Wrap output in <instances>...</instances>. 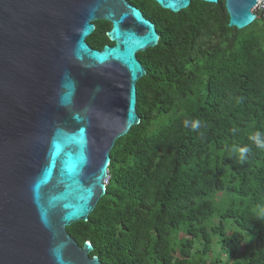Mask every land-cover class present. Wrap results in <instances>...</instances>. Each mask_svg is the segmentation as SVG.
I'll use <instances>...</instances> for the list:
<instances>
[{
  "label": "trees",
  "instance_id": "1",
  "mask_svg": "<svg viewBox=\"0 0 264 264\" xmlns=\"http://www.w3.org/2000/svg\"><path fill=\"white\" fill-rule=\"evenodd\" d=\"M128 1L159 34L138 54L140 122L111 151L105 195L68 233L103 264H264V9L240 30L225 0L178 13ZM95 26L87 43L114 45L112 24ZM215 237L222 254L209 259Z\"/></svg>",
  "mask_w": 264,
  "mask_h": 264
},
{
  "label": "water",
  "instance_id": "2",
  "mask_svg": "<svg viewBox=\"0 0 264 264\" xmlns=\"http://www.w3.org/2000/svg\"><path fill=\"white\" fill-rule=\"evenodd\" d=\"M259 1L225 0L229 26L253 24ZM101 20L114 45L98 50ZM158 37L128 0H0V264H103L67 228L88 221L112 149L140 122L138 54Z\"/></svg>",
  "mask_w": 264,
  "mask_h": 264
},
{
  "label": "rangeland",
  "instance_id": "3",
  "mask_svg": "<svg viewBox=\"0 0 264 264\" xmlns=\"http://www.w3.org/2000/svg\"><path fill=\"white\" fill-rule=\"evenodd\" d=\"M258 10H259V8H258ZM255 12H256V10H255ZM228 228L231 229L230 226H228ZM221 251H222L221 250V245H220V243L218 241V238L215 237L214 240H213V248H212V251L209 252L208 258L209 259L216 258V256H219V255L222 254ZM222 259H223L224 263L227 261V257L225 255H222Z\"/></svg>",
  "mask_w": 264,
  "mask_h": 264
},
{
  "label": "built area",
  "instance_id": "4",
  "mask_svg": "<svg viewBox=\"0 0 264 264\" xmlns=\"http://www.w3.org/2000/svg\"><path fill=\"white\" fill-rule=\"evenodd\" d=\"M264 9V0L259 1L258 5L255 7V10ZM109 182V176H107L105 184Z\"/></svg>",
  "mask_w": 264,
  "mask_h": 264
},
{
  "label": "flooded vegetation",
  "instance_id": "5",
  "mask_svg": "<svg viewBox=\"0 0 264 264\" xmlns=\"http://www.w3.org/2000/svg\"><path fill=\"white\" fill-rule=\"evenodd\" d=\"M95 28H96V26H95ZM89 44V43H88ZM91 46V45H90ZM110 46H113V45H110ZM92 47V46H91ZM93 49H96V48H94V47H92ZM98 50H100V49H98ZM102 50V49H101Z\"/></svg>",
  "mask_w": 264,
  "mask_h": 264
},
{
  "label": "clouds",
  "instance_id": "6",
  "mask_svg": "<svg viewBox=\"0 0 264 264\" xmlns=\"http://www.w3.org/2000/svg\"><path fill=\"white\" fill-rule=\"evenodd\" d=\"M253 13H254V10H253ZM158 40H159V37H158ZM109 176V175H108ZM107 185V184H106Z\"/></svg>",
  "mask_w": 264,
  "mask_h": 264
}]
</instances>
